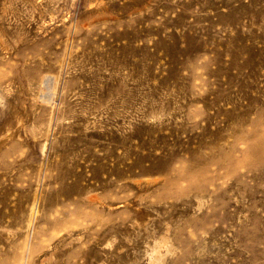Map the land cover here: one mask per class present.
I'll return each instance as SVG.
<instances>
[{
    "label": "rangeland",
    "instance_id": "1",
    "mask_svg": "<svg viewBox=\"0 0 264 264\" xmlns=\"http://www.w3.org/2000/svg\"><path fill=\"white\" fill-rule=\"evenodd\" d=\"M0 264H264V0H0Z\"/></svg>",
    "mask_w": 264,
    "mask_h": 264
}]
</instances>
